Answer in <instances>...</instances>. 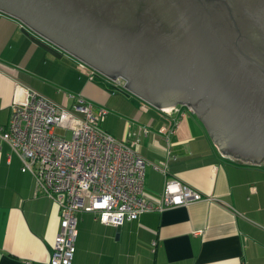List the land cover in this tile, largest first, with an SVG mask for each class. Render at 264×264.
Listing matches in <instances>:
<instances>
[{"label":"crops","instance_id":"crops-1","mask_svg":"<svg viewBox=\"0 0 264 264\" xmlns=\"http://www.w3.org/2000/svg\"><path fill=\"white\" fill-rule=\"evenodd\" d=\"M33 35L0 11V126L29 88L69 109L80 96L107 109L102 127L111 135L136 136L143 157L166 160L164 173L145 167L147 201L156 202L169 177L210 197L125 220L117 239L116 226L81 212L71 264H264V149L228 152L193 110L160 112L98 72L93 82L81 60L48 52ZM58 228V205L0 140V264H49Z\"/></svg>","mask_w":264,"mask_h":264},{"label":"water","instance_id":"water-1","mask_svg":"<svg viewBox=\"0 0 264 264\" xmlns=\"http://www.w3.org/2000/svg\"><path fill=\"white\" fill-rule=\"evenodd\" d=\"M0 11L150 105L193 110L224 150L264 149V0H0Z\"/></svg>","mask_w":264,"mask_h":264},{"label":"built area","instance_id":"built-area-1","mask_svg":"<svg viewBox=\"0 0 264 264\" xmlns=\"http://www.w3.org/2000/svg\"><path fill=\"white\" fill-rule=\"evenodd\" d=\"M84 65L91 69L81 66L92 78L95 70ZM106 79L125 88L121 77ZM180 106L156 109L172 113ZM106 114L104 106L94 107L80 96L69 109L29 88L26 99L11 105L8 121L0 126V140L19 159L20 170L30 173L39 190L58 205L59 228L49 264L72 263L81 212H92L100 222L117 226L147 211L210 199L169 177L155 196L156 202L147 201L145 167L149 164L164 173L166 160L148 161L137 149L136 136L119 139L111 135L102 127ZM59 129L71 130L70 137L60 134Z\"/></svg>","mask_w":264,"mask_h":264},{"label":"rangeland","instance_id":"rangeland-1","mask_svg":"<svg viewBox=\"0 0 264 264\" xmlns=\"http://www.w3.org/2000/svg\"><path fill=\"white\" fill-rule=\"evenodd\" d=\"M24 31H26V30H24ZM33 36H35V35H33ZM69 57V56H68ZM66 58H67V56H66ZM78 64H77V66L79 67V66H83V67H85L87 70H91L89 67H87L86 65H84L83 63L84 62H82V63H80V62H77ZM86 64V63H85ZM80 69L83 71V73H85V70L84 69H82L81 67H80ZM92 69H94V68H92ZM95 70V69H94ZM95 72H96V70H95ZM94 72V74L96 75V73ZM98 76V77H97ZM96 77H94V75L92 76V78L94 77V81L93 82H97V83H100V77H102L101 75H97ZM88 77V76H87ZM105 80V79H104ZM65 106V105H64ZM66 107V106H65ZM67 108V107H66ZM165 113V112H164ZM58 132L60 133V134H63L66 138H69L70 137V135H71V130H65V129H59L58 130Z\"/></svg>","mask_w":264,"mask_h":264}]
</instances>
